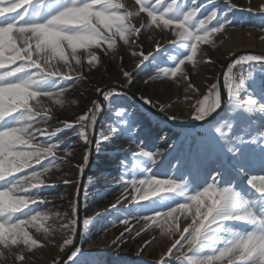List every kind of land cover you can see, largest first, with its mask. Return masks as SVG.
I'll list each match as a JSON object with an SVG mask.
<instances>
[{"label": "snow or ice", "instance_id": "snow-or-ice-1", "mask_svg": "<svg viewBox=\"0 0 264 264\" xmlns=\"http://www.w3.org/2000/svg\"><path fill=\"white\" fill-rule=\"evenodd\" d=\"M228 2L229 10L236 7ZM260 11L264 12V5ZM141 13L146 14L148 22L137 26ZM232 24L227 12L213 8L203 14L196 0L190 5L187 0H134L132 8L125 0H0V182H3L0 183V258L14 256L23 264L25 251L44 246L29 232V227L42 233L45 240L61 233L60 251L73 245L77 234V207H73L71 218L67 213L61 216L39 210V205L49 200L42 191L43 177L53 167L58 169V161L63 160L57 157L64 139L60 134L72 129L89 143V134L94 133L102 105L93 101V107L75 121H63L62 126L52 128L49 124L53 119L52 105L63 107L69 90L61 82L86 79L85 59L91 71L101 63V55L111 52L115 58L121 46L141 48L137 39L142 29L153 27L171 30L176 37L171 43L181 49L171 58V66L158 67L154 78L182 76L188 80L184 66L195 67L200 63L201 46L214 47L215 35L225 32ZM155 48L161 51L159 42ZM80 50L86 55L82 56ZM131 55L140 57L135 64L137 69L147 68L146 62L157 59L152 52L145 54L143 50H133ZM256 64L264 65V56L239 57L224 73L225 98L222 99L217 82L193 105V118L212 126L217 142L232 159L235 173L244 176H249L250 145H264V85L257 91L249 71L250 92L243 75L233 70L237 65ZM123 75L132 82V72L124 71ZM189 88L194 86L189 84ZM102 95L109 100L119 93L110 91ZM42 98L51 103L46 104ZM225 100V115L220 116L218 110H222ZM116 115L122 117L123 127H114L112 131L124 132L131 139L132 125L126 114ZM257 119L261 121L259 126ZM134 155L148 163L141 172L142 178L134 174L125 192L130 185L135 193L132 202H148L142 209H150L153 214H142L139 219L159 226L172 240L159 264H264V175H251L246 184L233 183L219 171L211 176V183L205 180L203 185L183 175L160 179L151 171L158 163L160 152L141 147ZM49 157L52 159L47 164L41 163ZM84 160L87 163V154ZM261 163L264 164V147ZM34 164L41 165V170L34 169ZM78 167L83 172V167ZM30 168L33 169L30 173L9 179ZM123 199L128 197L125 195ZM181 216H192L191 223L182 230ZM56 219L62 221L59 226L47 223ZM121 222L129 224L128 219ZM88 224V220L83 222L84 227ZM79 253L80 249L71 252L72 264H87L78 260ZM174 255L175 261L170 259Z\"/></svg>", "mask_w": 264, "mask_h": 264}, {"label": "rangeland", "instance_id": "rangeland-1", "mask_svg": "<svg viewBox=\"0 0 264 264\" xmlns=\"http://www.w3.org/2000/svg\"><path fill=\"white\" fill-rule=\"evenodd\" d=\"M125 2L130 8L134 6V0H125ZM187 2L190 5L193 0H187ZM196 3L201 6L203 14L213 8L218 12H227L233 24L227 28L228 31L225 30V33L215 35L214 47L212 45L201 46L200 63L196 65L197 70L190 64L184 66L189 77L188 80L178 76L173 79L172 83H169L171 77L161 75L158 79L154 78L157 75L158 67L171 66V58L177 56L181 49L176 44L171 43L176 39L171 30L161 31L153 27L142 29V34L137 39V43L142 46L141 48L130 49L121 46L115 58L111 52L101 55V63L91 71L88 70L85 59L84 76L86 79L61 82L69 86V90L65 93L63 107L52 105L53 112L51 115L53 119L49 122L52 128L62 126L61 122L63 121H75L78 116L83 115L89 108L93 107V101L99 102L101 90L112 84L122 86L145 102L151 101V103H146L160 112V114H156L145 108L127 92L113 89L110 91L119 93V96L105 100V106H102V110L97 114V119L100 118V121L98 123L95 155L83 188L82 233L76 248L80 249L78 260L86 261L87 264H159L168 247L171 246L172 240L163 233L162 228L139 219L142 214H153L150 209H142V205L148 202L142 201L140 204L132 202V195L135 193L132 192L130 185H128V192H125V187L134 174L142 178L141 172L145 164L148 163L144 158L134 155L141 147L146 151L161 153L158 163L151 168L152 173H155L160 179L179 173L186 176L192 172V167L195 169V175L197 177L200 175L201 185L204 184L205 180L209 183L211 179L213 170L207 172L208 169L206 168L207 164L212 163L215 159V154L210 152L211 148L203 150V156L200 159H191L186 155L179 161L184 148L183 140H180L181 125L177 121L183 117L179 115V110L188 104L189 99L194 102L193 98L197 95L200 94L203 97L207 94L209 87L218 82L221 67L225 59L228 58L226 46L228 43H231L237 36H241L243 42H247L252 28L264 30V23H258L255 17L257 12L260 13L264 0H230V3L236 6L231 10H229L228 0H196ZM135 7L138 8V6ZM249 8L252 11H248ZM261 13V17L264 19V12ZM136 22L137 26L140 22L147 23L146 14L141 13ZM157 42L161 45L160 52H157L155 48ZM242 49L260 51L252 47ZM133 50H143L145 54L152 52L157 59L151 63L146 62L147 68L137 69L135 64L140 57L132 56ZM92 51L99 50L92 49ZM80 54L86 55L84 50H80ZM121 56L123 59H120ZM59 67L62 71L64 70L62 65ZM240 67L250 68L255 77L264 76V65L256 64L254 67L237 65L233 71L239 74ZM124 71L132 72L131 83L124 77ZM242 71L244 70L240 72ZM189 84L193 85L194 89L189 88ZM178 85H182V91L177 90ZM42 99L46 104L51 103L46 98ZM116 103L121 104L116 105ZM127 103H130V106H125ZM132 109H134L133 113ZM117 112L125 113L132 125L131 139L124 132L112 131L114 127H123L120 125L122 117H117ZM191 116L193 117V115ZM200 125L197 126L200 127ZM197 126L190 125L193 129H198ZM92 134H89V143L87 144L82 138L75 135L72 129H67L60 134L64 139L57 150V157H62L63 160L58 161L60 163L58 169L53 167L43 177L45 186L42 191L49 196V200L46 204L39 205V210L59 213L61 216L67 213L68 218H71L72 209L75 206L78 209L77 215L79 217L80 185L90 157ZM40 139L44 138L40 137ZM252 146L250 145L252 149L256 150L254 144ZM69 151L71 152L70 155L68 154ZM86 154L88 155L87 163L84 160ZM50 159L52 158L42 160L41 163L47 164ZM177 163H179L177 167L180 170L171 175L170 169ZM78 166L83 167V172ZM162 167H166L164 173H161ZM33 168L41 170V165L34 164ZM32 170L31 168L25 169L24 172L15 173L14 177H9V179L19 178ZM236 175L232 164L230 173L225 174V176L236 183L234 179ZM254 175H264V172ZM65 180L71 183L65 184ZM31 191L36 190L32 189ZM125 195L128 197L126 200L123 199ZM114 204L116 207H112ZM29 207L35 208L37 205H29ZM160 210L165 211L166 209ZM115 212L118 215L113 220ZM181 218L182 230L183 227L191 223L192 216H187V218L181 216ZM123 219H128L129 224H123L121 222ZM85 220L89 221L87 227L83 226ZM114 221L116 224L112 225ZM61 222L56 219L47 223H56L59 226ZM146 225L148 226L146 227ZM28 230L44 246L37 247L32 251H25L26 259L23 264H53V261L58 262L73 247L76 240L75 236L73 245L66 247L64 251H60L63 240L61 233L57 232L45 240L43 234L37 232L34 227H29ZM106 230L108 231L106 238L102 239ZM182 243L184 242L182 241ZM14 251L17 250L14 249ZM170 259L175 261V255ZM0 264H21V262L17 261L14 256H8L7 258H0ZM64 264H72L71 255Z\"/></svg>", "mask_w": 264, "mask_h": 264}, {"label": "bare ground", "instance_id": "bare-ground-1", "mask_svg": "<svg viewBox=\"0 0 264 264\" xmlns=\"http://www.w3.org/2000/svg\"><path fill=\"white\" fill-rule=\"evenodd\" d=\"M261 15H262L261 11H260V13L257 12V14L255 15L258 23H260V22L264 23V19L261 17ZM227 31H228V29H227ZM257 32H259V33L257 34ZM262 37H264V30L254 29V28H252V30L250 32V38L247 40V42H243L241 36H237L231 43H228L226 45L227 46V56L228 57L231 56L236 51H238L244 47L257 48L260 51L264 52V39H262ZM195 69L197 70L196 66H195ZM241 70H244V71L240 72ZM249 71H251L250 68L240 67L239 74L243 75V77L245 78L244 83L246 86H248L249 91L251 92L252 91V87H251L252 80L248 79ZM251 72H253V71H251ZM186 73H187V71H186ZM253 78L255 81L256 90L259 91L261 85H264V76L260 75L258 77H255L253 75ZM238 79H239V76H238ZM172 81H173V79L170 78L169 83H172ZM177 90L182 91V85H178ZM242 98H244V97H242ZM200 99H202V96L200 94L193 98L194 102L190 101V99H189L188 104L184 105L179 110V115H181L183 117L178 119L177 121H178L179 125H181L180 126L181 127L180 140H183L182 142L184 145V148L181 152L179 161L186 155H188V157L191 159H195V158L200 159V157L203 156V150H208L211 148L212 150L210 152L211 153L213 152L215 154L214 155L215 159L212 161V163L207 164V167H206L208 169L207 172H209L212 169L213 170L212 176L215 175V173L217 171L221 172L223 175L229 174L230 169L232 168V164H233L232 159L221 148L220 144L217 142L216 134L212 130V126L207 122H203V123H207V124H204V125L198 124V125H200V127L197 126L198 129H193L190 127V125L192 123L201 122V120L194 119L191 116V115H193V113L195 111L193 105H195L196 102ZM120 104L116 103V105H120ZM225 105L222 107V110H218L220 113V116L225 115ZM125 106H130V103H127ZM189 107H191V108H189ZM133 112H134V109H132V113ZM213 115H215V114H213ZM260 122L261 121L259 119H257L256 126H259ZM253 138L259 139L258 136H254ZM252 147H250V149H251L250 154H251L252 159H251V162L249 164V176L254 175L256 173H263L264 172V164L261 163V148L264 147V145L254 144V147H256V150L252 149ZM179 163H177L172 169H170L171 175H173L177 170H180L177 167V166H179L178 165ZM165 170H166V167L165 168L162 167L161 173H164ZM178 175H181V173H179ZM249 176H244L243 174H240V175H236V177L234 179L236 180V183H245V180ZM184 177L186 179H190V180L195 181L197 184H200V185L202 184V180L200 179V175H198V177L195 175L194 167H192V172L190 174H187ZM209 183H211V179L209 180ZM117 215H118L117 212H115L113 214V218H114L113 220H115ZM97 221H100V220H97ZM115 224H116V221L112 222V225H115ZM109 232H110V230H109ZM107 233H108V231L106 230L102 236V239L106 238Z\"/></svg>", "mask_w": 264, "mask_h": 264}, {"label": "water", "instance_id": "water-1", "mask_svg": "<svg viewBox=\"0 0 264 264\" xmlns=\"http://www.w3.org/2000/svg\"><path fill=\"white\" fill-rule=\"evenodd\" d=\"M246 54H256V55H260V56H264V52L258 51V50H254V49H241L237 52H235L234 54H232L231 56H229L228 58L225 59L221 70H220V74L218 77V82L221 88V95H222V99L225 98V91H224V87H223V76L224 73L227 69V67L232 64L237 58H239L242 55H246ZM113 89H117L120 91H125L128 94H130L132 97H134L135 99H137L145 108L149 109L150 111L156 113V114H160V112H158L156 109H154L153 107H151L149 104H147L144 100H142L141 98H139L138 96H136L135 94H133L132 92L124 89L122 86L120 85H116V84H112L109 86H106L104 89L101 90L100 94H99V102L100 104L104 107L105 106V99L104 96L102 95V93H105L107 91L113 90ZM225 104H226V100H225ZM222 104V107L225 105ZM100 121V118L97 119V123L95 125V130L94 133L92 134V139H91V150H90V157L86 166V169L84 171L83 177H82V182L80 185V195H79V219H78V230H77V234H76V240L75 243L73 245V247L71 249H69L63 256L62 258L57 262V264H64L66 262V260L69 258V256L71 255V252L77 248L80 239H81V233H82V214H81V206H82V193H83V188H84V184H85V180H86V176L88 174V172L90 171V167L92 165L93 159H94V155H95V147H96V142H97V132H98V123ZM203 122H207V121H201V122H197V123H192L191 126H197L198 124H202Z\"/></svg>", "mask_w": 264, "mask_h": 264}]
</instances>
